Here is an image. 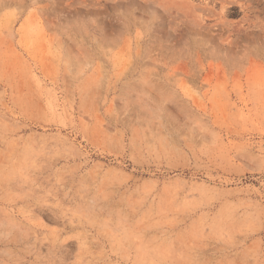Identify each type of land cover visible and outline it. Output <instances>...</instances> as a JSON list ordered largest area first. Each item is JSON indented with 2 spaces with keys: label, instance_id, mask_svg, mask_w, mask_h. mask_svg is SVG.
I'll list each match as a JSON object with an SVG mask.
<instances>
[{
  "label": "rangeland",
  "instance_id": "1",
  "mask_svg": "<svg viewBox=\"0 0 264 264\" xmlns=\"http://www.w3.org/2000/svg\"><path fill=\"white\" fill-rule=\"evenodd\" d=\"M0 264H264V0H0Z\"/></svg>",
  "mask_w": 264,
  "mask_h": 264
}]
</instances>
